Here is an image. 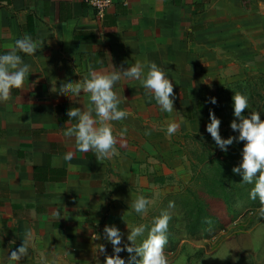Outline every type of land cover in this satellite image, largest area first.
<instances>
[{"label":"crops","instance_id":"obj_1","mask_svg":"<svg viewBox=\"0 0 264 264\" xmlns=\"http://www.w3.org/2000/svg\"><path fill=\"white\" fill-rule=\"evenodd\" d=\"M114 1L99 16L89 0H0V54L25 35L41 44L36 56L24 55L31 65L24 86L0 104V149H6L0 153V264L13 263L10 252L28 232L32 242L19 264H35L43 250L59 252L109 223L125 198L134 200L148 170L156 171L154 184L165 178L163 185L172 170H185L188 137L209 135L212 104L206 101L213 87L225 84V71L264 56V0H249L248 8L240 0ZM137 60L167 72L173 113L162 112L139 81L122 79L114 91L129 115L112 122L114 134L127 128L123 138L117 135V155L100 162L91 151L79 152L75 140L63 136L76 123L67 111L86 110L91 102L60 85L83 79L89 65L110 72ZM171 121L180 128L168 136ZM69 151L74 156L66 161ZM37 168L55 173L39 174L36 182Z\"/></svg>","mask_w":264,"mask_h":264},{"label":"clouds","instance_id":"obj_2","mask_svg":"<svg viewBox=\"0 0 264 264\" xmlns=\"http://www.w3.org/2000/svg\"><path fill=\"white\" fill-rule=\"evenodd\" d=\"M41 44L30 35L15 40L14 47L6 53L0 54V104L10 100L13 89H21L31 73V65L24 62V55L36 56ZM113 71L100 72L89 65L87 74L80 81L66 80L60 85V91L71 93L79 97L82 93L88 94L91 106L86 110L76 107L67 111L69 121L76 123L64 130L63 136L74 139L77 150L81 153L91 151L100 162L117 155V135L123 138L127 128H122L118 134H114V121L125 120L129 113L120 108L122 103L114 86L122 79L139 81L158 104L160 110L171 114L174 111L176 95L173 91L174 84L167 72L153 61L137 60L127 68L121 66ZM53 89V88H52ZM53 91V90H52ZM57 91V90H56ZM55 92V91H53ZM234 119L230 128L237 135L222 138L220 133L221 120L213 110L209 111V122L206 124V132L210 134L215 145L222 151L227 152L234 142H244L241 151V160L232 171L242 177L241 184L252 185L248 195L252 201L259 200L260 207L257 215L264 218V115L262 111H250L249 97L242 92H235L232 97ZM206 103L216 105V97H210ZM180 128V123L171 121L167 125V135H175ZM149 134V133H146ZM6 149H0V153ZM73 152L64 155V160L71 161ZM153 201L143 194H139L133 200L131 209L141 217L147 215ZM174 207L169 202L168 209ZM162 209L150 224L139 223L133 225L127 235V241L123 243V233L115 225L105 226L104 239L112 245L113 254H106V247L100 244L97 248L100 254L105 255V264H169L165 246L168 244L169 222L172 219L171 212ZM131 214V213H129ZM57 219L62 215L58 210L55 212ZM100 236H97L98 240ZM32 242V233L28 232L18 249L11 250L9 260L13 264L19 261L29 252ZM123 243V246H121ZM126 251L128 258H122L121 252ZM235 259V258H234ZM46 264H57L55 258L49 259Z\"/></svg>","mask_w":264,"mask_h":264},{"label":"rangeland","instance_id":"obj_3","mask_svg":"<svg viewBox=\"0 0 264 264\" xmlns=\"http://www.w3.org/2000/svg\"><path fill=\"white\" fill-rule=\"evenodd\" d=\"M257 60L253 62L257 64V69L252 66L254 64L250 60L248 63L237 64L232 73L225 71V77L228 78L225 84L212 89L210 97H216L217 106L223 110L224 126L221 132L224 136L222 138L226 139L228 134L234 133L230 128V123L234 119L232 117L233 101L231 93L225 89L228 85L247 80L257 90L258 97H264V89L258 86L259 80L264 77V71L260 67L264 65V56ZM184 151L186 169L172 170L167 184H154L152 177L156 171L151 173V170H148L150 174L145 176L148 180H145L143 185L140 183L136 185L137 195L143 194L153 201L147 215L141 217L133 212L131 209L133 201L125 198L123 201L127 204L122 202L123 208L121 207L119 212L113 210L111 212L110 209L108 215L111 212L114 216L112 221L98 224L94 230H90V235L78 236L76 240H71L70 247L62 246L59 252L43 250L35 264H46L52 258L56 259L57 264H105V255L100 254L97 248L100 244H104L106 254H113L112 245L104 239L106 225L118 227L124 234L123 243H130L127 241L129 229L139 223L150 224L162 209H168L170 201L174 203V207L168 209L172 219L169 222L168 244L165 246L169 264H264V218L257 215L260 206L248 207L249 198L239 200L235 197L232 202V209H234L232 212L231 207L228 208L223 201L219 202L216 196L208 195L204 187L203 176L212 170L210 162L220 157L223 152L215 145L210 134L188 137ZM160 172L163 173L164 170ZM195 196L203 200L208 212L215 217V224L198 234L189 232L191 218L184 207L186 203L184 198L192 202ZM98 235L100 239L96 240ZM128 255L126 251L120 253V256L125 259Z\"/></svg>","mask_w":264,"mask_h":264},{"label":"trees","instance_id":"obj_4","mask_svg":"<svg viewBox=\"0 0 264 264\" xmlns=\"http://www.w3.org/2000/svg\"><path fill=\"white\" fill-rule=\"evenodd\" d=\"M245 8L249 7V0H240ZM258 86L261 89H264V77L261 78L258 82ZM255 87L252 86L251 82H248L247 80L243 82H235L231 83L227 86V89L229 93H231V98L233 97L235 92H242L248 95L249 97V103L250 108L245 110V114H247L250 111H262L264 112V97H258V92ZM224 92V91H223ZM258 98H260V101H258ZM212 110L215 112L216 116L220 118L221 125H220V133L223 137L224 134L222 131V128L224 126L222 114L223 110L219 108L216 105L212 104ZM234 118V116L232 115ZM261 119H264V115L261 116ZM228 133V132H226ZM237 135V133L228 134L229 136ZM244 142L236 143L234 142L233 145L229 146L228 151L223 154L220 157H217L216 159H213L210 164L212 165V170L209 171V173H205L203 176V182L204 187L206 188V191L208 195L216 196L220 201H223L226 205H228V208L231 207V211L233 212L234 209H232V202H234V198H238L239 200L242 199H248L249 198V191L252 187V185L248 184H241L242 177L238 174H234L232 169L234 166H237L241 160V151L243 148ZM48 168H37L35 170V178L37 182V176L40 174L41 176H47L52 175L55 173L54 171H47ZM40 171V172H39ZM47 178L42 177L41 182L44 183L47 181ZM166 182L165 178H155V183L163 185ZM189 196V195H188ZM189 198V197H188ZM184 200L186 203L184 204V207L188 211V214L190 215L191 222L189 225V232L192 234H198L200 231H203L207 229L208 227L215 224V217L208 212V208L204 204L203 200L199 197L195 196V199L190 202L187 201L185 198ZM248 207H258L260 206L259 200L248 201L247 204Z\"/></svg>","mask_w":264,"mask_h":264},{"label":"built area","instance_id":"obj_5","mask_svg":"<svg viewBox=\"0 0 264 264\" xmlns=\"http://www.w3.org/2000/svg\"><path fill=\"white\" fill-rule=\"evenodd\" d=\"M89 5L99 16L105 15L114 5V0H89Z\"/></svg>","mask_w":264,"mask_h":264}]
</instances>
